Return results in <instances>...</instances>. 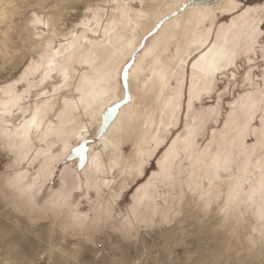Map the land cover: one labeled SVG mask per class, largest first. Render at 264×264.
<instances>
[{
    "label": "rangeland",
    "instance_id": "obj_1",
    "mask_svg": "<svg viewBox=\"0 0 264 264\" xmlns=\"http://www.w3.org/2000/svg\"><path fill=\"white\" fill-rule=\"evenodd\" d=\"M223 1L182 0L179 7L159 20L142 38L138 51L149 47L162 27L185 11L188 5H217ZM236 1L241 5L239 11L216 10L210 17L212 20L207 18L204 21L200 27L210 34L208 42L199 51L191 53L183 64V69L172 77L174 79L169 86L171 91L167 89L166 95L174 96L177 110L173 115L169 113L171 109L165 110L164 126L160 127L159 132L163 143L153 155L146 157L139 177L127 178L128 180L118 178L115 181L117 184L114 182L111 189L102 186L101 178H95L89 173L85 164L90 146L106 134L110 124L118 118L119 109L131 102L129 76L125 84L123 74L119 73L123 96L118 100L119 103H111L100 119L99 126L95 127L93 132L96 133L93 136L87 135L85 139L72 142L60 153V145H56L58 148L52 147L45 155L46 158L37 152L38 147L35 150V146L27 149V153L17 152L1 134L6 132L5 128L14 129L31 117L35 102L42 93L52 96L56 86L63 81L61 68L65 61L62 60L67 56L60 59L58 70L47 73V61L52 54H46V50L37 53L25 50L26 43L23 39L27 36L20 24L25 25L30 11H22V15L16 13L14 17L11 12L2 23L0 20V36L3 31H7V26H14L13 31L5 33L11 39L9 47H14V51L10 47L8 53H0V87L12 85L16 95L22 100L20 105L10 108L11 115L3 117L0 122V235L3 236L0 239V260H43L44 264H50L53 260L56 264H235L243 258L249 264L264 262V235L262 239L257 232L253 234L248 225L250 222L239 227L235 234L236 230H232L233 221L224 219L219 208L221 200L215 201V196L222 195L229 183L235 180V176L236 179H243L241 190L246 197L249 185L254 184L255 179L260 181L264 173V59L253 53L250 57L238 55L233 65L228 63L232 52L239 54L246 51L250 43L252 18L243 16V11L260 9L264 6V0ZM12 2L23 10L27 9L30 0ZM105 4V0H89L76 5V13L65 16L67 35L64 38L60 36L55 42L53 52L60 43L71 41L87 25H92V22L88 23L92 17L86 16L85 12L89 5L104 8L100 7L98 16L105 18ZM127 4L137 12L142 9L144 1L128 0ZM256 18L259 19V16ZM236 23L239 24L238 27ZM221 26L224 27V32L227 31L228 41H231L228 44L230 57L225 66L214 73L207 91L200 94L197 90L191 91L192 65L204 51L214 45ZM175 45V42L169 45L170 53L174 52ZM259 45H264V40H259ZM11 52L13 59L7 56ZM136 53L130 56H134V60L130 57L127 59L131 69L136 62ZM42 56L44 59H41ZM248 59L253 60L251 65L248 64ZM249 67L251 75L246 80L245 74ZM144 79L145 76H142L140 80ZM190 94L194 95L190 97ZM169 116H172L171 120ZM189 130L194 131L191 156L184 150V153L180 151V157L176 159L172 169L173 177L168 181L156 178V208L152 209L145 201L141 204L145 205L141 207L147 208L143 210L138 207L140 210H136L137 190L148 180L152 181V176H159V162L164 160L165 151L174 141L180 142ZM82 141H87L83 149L74 151ZM122 148L121 154L129 157L133 143L128 141ZM147 148L151 149L152 146L148 145ZM193 156L195 159L199 157V161L198 158L195 161ZM44 158L50 159L48 165L43 163ZM212 158L217 162H212L215 165L208 162L214 173L207 183L208 188L204 187V191L183 188V179L191 165L197 169L204 162L212 161ZM111 171L108 170L107 173L105 169L104 175H118L115 169L114 172ZM204 192L207 193L205 196L208 201L206 197V200L203 198ZM140 215L144 218L139 217ZM249 219L255 224L252 216ZM241 233L245 234L243 238ZM248 233L254 237L251 238L254 240L253 244H248ZM238 237L243 240H238ZM9 241H15V246ZM18 248L22 251L18 252ZM53 248L57 250L55 254L51 252ZM44 252L49 253L48 258L44 257Z\"/></svg>",
    "mask_w": 264,
    "mask_h": 264
},
{
    "label": "bare ground",
    "instance_id": "obj_2",
    "mask_svg": "<svg viewBox=\"0 0 264 264\" xmlns=\"http://www.w3.org/2000/svg\"><path fill=\"white\" fill-rule=\"evenodd\" d=\"M86 1L89 0H71L74 6L70 10L65 9L64 15L76 13L75 6ZM143 1L142 9L136 12L127 4L128 0H105L107 4L105 10H103L105 18H101L100 16L98 18L92 17V25H87L71 41L60 43L58 49L62 47L69 48V51L64 55V57H67L66 59L63 58L62 62H65H63L64 65L61 68L62 71L64 68L68 69L69 80L65 82L63 79L62 83L56 86L54 93L51 94L52 96L42 93L35 102L33 113L37 108L40 109L37 121L39 130L33 128L28 132L22 128L25 122L14 129L5 128L6 132L1 134V137L8 142V145H11H9L11 148H15L17 152H23L31 148V146L33 148L35 146V150L38 147L39 151L37 152L45 156L56 145H60L58 151L60 153L65 151L66 147H68L67 145H70L72 142L85 139L87 135L93 136L96 133L93 131L95 127L99 126L100 119L105 115L111 103L120 100L123 96V90L119 83V72L116 70L121 68V65L127 61L131 54L138 51V45L142 38L152 30L158 21L170 14L182 2V0ZM46 2L47 0H30L29 5L26 6L27 9L20 10L21 7L19 8L17 5H14L12 0H0L1 23L11 12L14 17L16 13L28 10L30 14L25 20V25L20 24L21 29L26 31V36H28L26 24L31 17V12L36 10L31 7V4ZM229 5L230 0H224L217 5H188L181 14H178L169 22H165L166 24L156 37L152 39L149 47H145L146 49L136 53V62L129 73V84L132 91L131 102L119 109L118 118L110 124L106 134L97 143L90 146L89 157L85 164L89 173L94 175V177L96 176L95 178H101L103 184L100 183L102 186L111 189L112 184L114 185V182L118 178L119 180L121 178L122 180H126L127 178L135 179L136 176L139 177L142 174L143 163L146 157L153 155L156 149L163 143L162 141H164L159 132L160 127L164 126L163 116L166 115L164 114L165 110L167 108L171 109L172 111L169 112L171 115L177 110L174 96L166 95V91L167 89L169 90V86L171 85L170 82L174 79L172 77L179 70L183 69V64L191 53L199 51L208 42L210 34L207 31L205 32L200 26L205 23L204 21L207 18L213 16V12L216 10L227 12L233 10L234 8ZM42 10L39 9L38 11ZM10 25L6 27L8 28L7 31H3V35L0 36V53H8L11 47H9L11 39L5 36V33L13 31L12 28L14 26L10 27ZM236 26L238 27L239 24ZM223 28L222 26L219 28L214 45L206 52L204 51L201 57L194 61L193 65L195 67L192 65L193 70H191V91L197 90L199 94L207 91L210 88L217 65L223 68L227 63L231 52L228 48L230 40L228 41L227 29L224 32ZM66 30L67 25L65 22V26L58 32V37L63 36L64 38L67 35ZM26 39L23 40L26 41ZM173 42L176 44L175 50L173 53H170L169 45ZM11 48L12 50H10L13 52L14 47ZM25 50L28 53H37L45 49L29 41L26 43ZM12 52L7 55L11 59H13ZM14 53H16V50ZM61 58L55 60L56 69L60 65ZM50 59H52V55ZM49 60L47 63H49ZM47 68H49L48 65ZM50 71L52 70L47 69V73ZM142 76H145L144 80H140ZM196 77L200 79L197 80ZM176 81L178 80L176 79ZM180 86L179 91L181 90ZM169 91H171V88ZM191 95L194 94H190V97ZM21 102V98L16 95L12 85L0 87V113L9 112L10 108L17 107ZM3 117L0 116V122ZM171 117L169 116V119ZM30 119L31 117L28 120ZM193 135L194 131L189 130L186 136L179 140L180 142L174 141L165 151L164 160L160 161L161 163L159 162V169L161 170L159 176L154 174L156 177L152 176V181L148 180L135 194L137 197L135 199H137L139 205H137L136 210H140L138 207L144 206L145 204H141L145 201L151 205L152 209L156 208V180L168 181L171 178L174 162L180 157V151L181 153L185 151L188 156H191V149L194 145ZM128 141L133 143V150L129 157H124L121 154V150L123 149V145ZM148 145H151L152 148H147ZM180 146L181 148H179ZM197 158L199 161V157ZM193 159H195L194 156ZM49 161L50 159L47 158L43 163L48 165L47 162ZM208 162H214L213 158L212 161H207L199 165V167L197 166V169L191 165L183 179V188H194V190L199 189L201 191L204 187L208 188L207 183L211 181L210 179L213 178L211 176L214 175L213 171H211V164ZM214 163L212 164L215 165ZM194 165L196 164L194 163ZM105 169L107 173L108 170L113 171L115 169L118 171V175L116 174L117 176L115 177L104 175ZM235 177L232 183L227 182L229 186H227V190L222 195L215 196V201L221 200L219 208L224 214V219L233 221L234 226H232V230H236L235 234L239 227L241 228V226L250 222L248 224L250 231L253 234L257 232V235L262 238L264 235V173L260 181L255 179L254 184L251 183L249 185V193L246 197H244L245 195L242 194L243 190H241L243 179L240 180V177H237V179ZM115 184L117 183L115 182ZM206 194L204 192L203 198L207 196ZM210 202H208L209 205ZM204 203L207 202L205 201ZM149 207L148 209L151 211ZM134 212L137 213L135 209ZM251 216L255 220V224L251 223V219H249ZM139 217L143 216L140 215ZM224 224L226 223L224 222ZM248 229L246 228V230ZM244 235L242 234L241 237L243 238ZM246 236H248L247 240L250 242L248 244H253L254 240L251 238L254 237H251L249 233ZM246 236L245 238H247ZM241 237H238V240H241Z\"/></svg>",
    "mask_w": 264,
    "mask_h": 264
},
{
    "label": "snow or ice",
    "instance_id": "obj_3",
    "mask_svg": "<svg viewBox=\"0 0 264 264\" xmlns=\"http://www.w3.org/2000/svg\"><path fill=\"white\" fill-rule=\"evenodd\" d=\"M74 5H72L71 0H47L46 3H32L31 7L33 10L31 12V17L26 24V29L28 31L27 42H31L34 45H38L39 47L46 50V54L51 53L52 59L49 60L48 67L50 70L55 71L56 70V63L55 60L57 58L63 57L68 51L69 48L62 47L61 49H54L55 42L58 41V32L65 26V15L64 10L65 9H71ZM230 7L236 9L237 11L240 10L241 5L236 2V0H230ZM100 5H97L95 8L92 6H89L85 9L86 16L98 18V13L100 10ZM179 7V5L177 6ZM39 9H43L42 11H38ZM245 17H251L250 22V30H249V39L250 43L246 49V51H242L239 54L237 52L231 53V58L228 61L229 65H233L234 62L237 60L238 55L240 57H250L253 53H256L258 56H260L261 59H264V45L258 46L259 40H264V6H261L260 9H245L242 13ZM256 16H259V19L256 18ZM92 21L89 20L88 23L90 24ZM74 35V33H73ZM67 39V37H65ZM74 47V45H73ZM135 51V50H134ZM134 60V56L130 57ZM41 59H44V56L41 57ZM223 62V61H222ZM253 63L252 59H248V64L251 65ZM195 67V65H193ZM131 69V64L127 61L125 64L116 71L123 74V79L125 81V84L128 81L129 71ZM216 71L221 70L219 65H217ZM62 76L65 82L69 80V72L67 68H64L62 71ZM251 75V67H249V71L247 74H245V79L247 80L248 77ZM119 103V101H117ZM191 104V100L189 102ZM40 109L37 108L36 111L31 115L30 120H26L24 125H22L23 129H26L28 132H30L33 128H37L39 130L38 125V117H39ZM11 115L10 112L5 111L0 113V116L7 117ZM262 124H264V120H262ZM87 143V141H82L80 146L77 149H74V151H81L84 147V144ZM0 239H3V236L0 235ZM10 244L15 246V241H9ZM17 251H22V249L18 248ZM56 249H51V252L53 254L56 253ZM239 255V254H238ZM49 253L44 252V257L48 258ZM0 264H44L43 260H0ZM50 264H56V261H50ZM115 264H118V262H115ZM163 264H168V262H163ZM211 264V262H209ZM235 264H249L248 261L241 258L240 260L236 261ZM264 264V262H262Z\"/></svg>",
    "mask_w": 264,
    "mask_h": 264
}]
</instances>
